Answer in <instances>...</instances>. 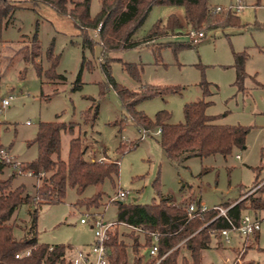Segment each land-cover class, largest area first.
<instances>
[{
  "label": "rangeland",
  "instance_id": "obj_1",
  "mask_svg": "<svg viewBox=\"0 0 264 264\" xmlns=\"http://www.w3.org/2000/svg\"><path fill=\"white\" fill-rule=\"evenodd\" d=\"M21 1L3 29L0 41V149L8 153V163L12 165L5 168L0 177L5 179L13 174L12 187L24 184L26 192L35 195L36 178L25 173L17 176L18 164L14 160L27 163L36 159L37 148L28 142L34 139L40 122L78 124L74 136L80 135L88 145L86 156L90 153L101 158L106 154L119 164L114 182L106 180L99 187L89 186L81 195L69 188L62 202L39 208L37 232L40 243L69 245L74 252L89 251L94 240L89 223L93 216L117 221L116 203H111V199L118 191L128 192L122 201L125 204L149 205L159 202L160 198H169L174 206L183 208L190 203L212 209L215 206L224 208L226 204L243 199H248L246 205L251 199L260 197L263 200L264 0H241L240 26L207 31L203 28L201 31L205 36L198 42H192L186 35L189 29L182 7L154 5L133 39L141 40L155 23L165 22L170 15L178 18L183 27L181 34L108 55L110 75L115 83L132 91L174 89L136 106L148 118L153 119L157 112L165 110L170 114L168 122L179 124L184 120L185 104L205 99L210 103L206 114L216 117V124L249 129L245 149H234L226 157L219 154L193 157L179 165L166 158L155 129L143 136L128 118L115 90L106 82L100 46L96 45L92 51L82 48L79 30L69 17L57 14L46 4L35 6L32 2ZM234 1L208 2L211 8L227 11ZM100 9L101 0H90L92 18ZM215 15L219 20L225 19L224 11ZM88 34L97 39V30L88 31ZM34 36L42 51L38 61L42 69L49 68L45 53L52 46L53 53L59 56L56 72L65 77L64 81L50 83L44 77H38L28 60ZM168 44L191 46L174 52ZM240 53L247 57L246 75L238 83L235 55ZM127 64L136 67L139 81L128 73ZM79 74L81 86L74 90ZM203 84L208 87L206 95ZM9 96L14 99L2 109L1 101ZM89 99H94L98 105L92 128L84 125L82 118L92 104ZM70 138L67 133L61 136L63 159L67 158ZM120 144L127 146L121 154L117 151ZM255 179L259 181L256 187L241 195L240 189L250 187ZM98 191L102 198L97 208L76 205L78 200L90 198ZM34 208V205H22L15 212V239L24 237ZM253 214L249 210L243 212V215ZM257 214L261 218L257 242L253 235L245 238L231 233L230 243L222 239V247L217 248L214 238L211 247L201 253L202 264H264V211ZM81 219L88 223L81 224ZM119 231L129 233L122 227ZM123 239L130 244L128 238ZM140 253L144 251L140 250Z\"/></svg>",
  "mask_w": 264,
  "mask_h": 264
},
{
  "label": "trees",
  "instance_id": "obj_2",
  "mask_svg": "<svg viewBox=\"0 0 264 264\" xmlns=\"http://www.w3.org/2000/svg\"><path fill=\"white\" fill-rule=\"evenodd\" d=\"M25 1L32 2L35 6L39 3L46 4L57 14L69 17L79 30L82 48L92 51L96 45L100 46L101 56L104 58L101 68L108 86L115 90L125 113L135 127L148 132L153 129L161 131L160 146L166 158L172 163L179 165L193 157L204 158L216 154L226 157L234 149H245V139L249 129L216 124V117L206 114L210 103L205 99L184 105L182 123H169L170 114L165 110L157 112L153 119L148 118L138 111L136 106L144 100L174 89L129 90L114 82L107 60L110 53L130 50L148 45L155 40L181 34L182 27L178 18L170 15L165 22L155 23L141 40L133 39L154 5L182 7L186 27L195 31H201L203 28L207 31L226 26H240L238 13L225 11V19L219 20L218 16H213L211 13L213 8L210 7L209 0H101L100 12L92 18L90 0ZM20 2L23 1L0 0V41L3 29L8 26ZM93 30H97V39H93L88 34V31ZM168 45L174 52L191 46L190 44ZM41 57V47L34 36L28 60L34 65L38 77H44L50 83L64 81L65 77L56 72L59 56L53 53L52 46L45 53L49 64V68L45 71L38 62ZM246 58L245 53L235 55L238 83L242 82L246 75L244 72ZM84 63L85 58L82 60V67ZM126 68L128 73L139 81L136 67L127 64ZM80 86L79 74L73 89H79ZM203 89L206 95L208 93L206 84H203ZM89 100L92 104L83 113L82 118L83 124L92 128L98 115V105L94 99ZM78 127L76 123H39L34 139L28 142L29 145L34 144L37 147L36 159L17 165L20 172L25 174L31 172V177L36 178L34 196L26 192L24 184L12 187L15 178L13 174L5 179L0 177V264H70L67 257L73 250L69 245H48L38 241L39 208L62 202L69 188L81 195L89 186L99 187L106 180L114 182L119 172L118 161L108 158L106 154L101 158L93 157L90 153L86 156L88 145L80 135L74 136ZM66 133L71 138L68 143L67 158L63 159L61 136ZM134 146L135 144L130 148ZM126 149V145L120 144L117 151L121 154ZM9 167H12L10 163L0 159V176L4 169ZM258 183V179H255L250 187L241 188L240 194L249 191ZM155 186L158 184L156 183ZM101 198L102 193L98 191L90 198L78 200L76 205L97 208ZM247 201L248 199H243L232 205H224V208H228L227 217L232 222L236 223L246 210L254 213L264 211L261 198L251 199L246 205ZM111 203H116L117 221L142 226L149 233L140 235L135 232L125 234L120 233L119 230L113 231L106 243L110 253L109 264H155L158 259H160L158 264H202V251L211 247L214 238L217 241V248H221V231L229 228L225 218H215L218 211L213 208L187 220L185 209L174 206L169 198H160L159 202L149 205L125 204L122 200ZM22 205H34L35 208L30 213L31 220L24 237L17 240L13 235L16 225L13 216ZM154 232H160L156 242V257L149 256L147 252L152 246L150 233ZM123 237L130 240L129 245L125 243ZM140 250L144 253H140ZM26 251H29L28 255H24ZM16 255L19 257L16 258Z\"/></svg>",
  "mask_w": 264,
  "mask_h": 264
},
{
  "label": "built area",
  "instance_id": "obj_3",
  "mask_svg": "<svg viewBox=\"0 0 264 264\" xmlns=\"http://www.w3.org/2000/svg\"><path fill=\"white\" fill-rule=\"evenodd\" d=\"M231 11H234L236 13H239L242 10V4L241 0H235L234 4L228 9ZM227 10V11H228ZM225 10L216 7L211 10L212 14H217ZM186 35L189 36L190 40L192 42H198L200 39L204 38L205 33L202 31H195L189 29L186 32ZM13 96H9L6 99H3L1 101V108L5 109L10 105V102L13 100ZM143 136L148 135V131L141 130L140 131ZM160 130L157 129L155 131L156 135L160 134ZM0 159L6 162H9L10 157L8 156V153L0 149ZM237 159H239V156H237ZM17 165V164H16ZM18 174H22V172L18 171ZM26 175L31 176V172L26 173ZM264 184V181H263ZM256 187V186H255ZM255 190V189H254ZM256 191V190H255ZM254 191V192H255ZM128 195V192L126 191H118L116 196L111 199L112 201H118L125 199ZM264 202V198H263ZM186 211V217L187 220L194 218L196 216H199L200 214L209 211L210 209H207L205 206L200 205L196 206L193 203L188 204L184 207ZM213 209L217 210L218 213L215 218L223 217L226 219V221L229 224V228L221 231V237L225 240L226 243H230V234L235 233L239 237H249L252 236L254 233L258 232L260 230V222L261 218L257 216L256 214L253 215H241L236 223L232 222L227 217V210L228 208H222V207H213ZM214 218V219H215ZM81 224H87L88 221L85 219L80 220ZM94 234V240L90 245L89 251H73L70 255H68L67 259L70 264H109V249L106 245L107 241L109 240L110 234L115 231L119 230L120 227L126 229L129 232H135L140 235H145L147 230L142 226H135L124 222L119 221H106L102 219L101 217L93 216L91 223H89ZM160 232H154L150 233L152 237V246H150L147 250L148 255L152 257L157 256V238L159 236ZM29 251H26L24 255H28ZM23 255V254H22ZM19 255H16V258H18ZM160 259L156 261L155 264H158Z\"/></svg>",
  "mask_w": 264,
  "mask_h": 264
},
{
  "label": "crops",
  "instance_id": "obj_4",
  "mask_svg": "<svg viewBox=\"0 0 264 264\" xmlns=\"http://www.w3.org/2000/svg\"><path fill=\"white\" fill-rule=\"evenodd\" d=\"M182 27V26H181ZM183 28V27H182ZM187 28V27H186ZM36 146V145H35ZM37 148V147H36ZM96 157V156H95ZM237 158V157H236ZM14 162L16 163V164H20V163H22V162H20V161H18V160H14ZM15 170V169H14ZM13 172H15V171H13ZM26 175V174H25ZM17 176H19V174L17 175ZM31 177V176H30ZM33 178V177H32ZM262 181H264V180H262ZM263 194H264V190H263ZM258 198H260V197H258ZM262 199V198H261ZM234 203H236V201L234 202ZM234 203H231V205L232 204H234ZM264 203V202H263ZM200 205H202V204H200ZM216 207V206H215ZM254 214H256L257 216H259L257 213H254ZM260 217V216H259ZM260 231V230H259ZM259 231H258V233H259ZM257 233V232H256ZM256 233H254L253 234V238H254V240H256V242H257V239H258V237H256ZM250 237V236H249ZM248 238V237H247ZM246 240H248V239H246ZM246 242V241H245Z\"/></svg>",
  "mask_w": 264,
  "mask_h": 264
}]
</instances>
